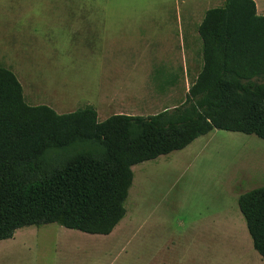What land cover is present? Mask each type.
Listing matches in <instances>:
<instances>
[{
	"label": "trees",
	"instance_id": "1",
	"mask_svg": "<svg viewBox=\"0 0 264 264\" xmlns=\"http://www.w3.org/2000/svg\"><path fill=\"white\" fill-rule=\"evenodd\" d=\"M203 69L178 107L99 122L90 103L69 114L31 106L0 66V242L56 224L110 235L126 216L133 167L181 151L218 129L264 140V16L254 0H226L199 26ZM264 259V186L239 198Z\"/></svg>",
	"mask_w": 264,
	"mask_h": 264
},
{
	"label": "rangeland",
	"instance_id": "2",
	"mask_svg": "<svg viewBox=\"0 0 264 264\" xmlns=\"http://www.w3.org/2000/svg\"><path fill=\"white\" fill-rule=\"evenodd\" d=\"M11 1L38 2L0 4ZM108 3L106 20L171 19L175 13L164 0ZM82 5V20H100L96 0ZM77 11L73 20H6L0 12V66L21 68L29 81L12 71L25 85L24 96L27 83L35 82L39 100L32 105L57 106L61 115L88 104L76 95L90 53L75 31ZM132 169L126 216L110 235L56 224L25 227L0 242V264H264L239 208L242 194L264 186V140L214 129L184 150Z\"/></svg>",
	"mask_w": 264,
	"mask_h": 264
},
{
	"label": "crops",
	"instance_id": "3",
	"mask_svg": "<svg viewBox=\"0 0 264 264\" xmlns=\"http://www.w3.org/2000/svg\"><path fill=\"white\" fill-rule=\"evenodd\" d=\"M254 1L258 15L264 16V0ZM58 2L63 6L58 8ZM85 2L11 1L0 4V12H6V20H35L33 16L36 20H73V8L78 10L75 31L83 50L90 53L86 58L89 65L82 69L87 73L85 84L81 96L76 95L96 107L99 122L115 115L152 116L183 104L203 69L199 26L208 10L223 8L226 0H164L175 13L171 19L159 20H106L109 0H96L100 20H82ZM58 10L62 12L58 14ZM13 66L8 69L19 72L23 82L30 80ZM34 85L27 83L24 96L31 106L39 100L34 98L39 96ZM49 107L59 112L57 106Z\"/></svg>",
	"mask_w": 264,
	"mask_h": 264
}]
</instances>
